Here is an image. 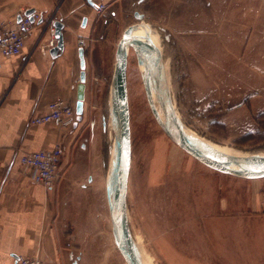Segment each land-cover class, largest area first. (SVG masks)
I'll return each instance as SVG.
<instances>
[{"label": "rangeland", "instance_id": "1", "mask_svg": "<svg viewBox=\"0 0 264 264\" xmlns=\"http://www.w3.org/2000/svg\"><path fill=\"white\" fill-rule=\"evenodd\" d=\"M203 3L208 8L207 34L199 30L179 37L143 21L159 38L174 109L194 138L231 154L262 153L264 114L259 128L257 113L238 126L223 120L233 103L250 102L255 111L264 110V0ZM120 36L113 39V55ZM139 68L130 48L127 211L138 253L150 264H257V212L248 206L254 187L203 164L166 135L150 108ZM113 70L91 72L87 109L79 121L84 128L81 147L86 161L94 162L96 179L92 192L77 196L67 207L75 227L72 239L84 247L78 264H127L114 241L107 197L115 158Z\"/></svg>", "mask_w": 264, "mask_h": 264}, {"label": "crops", "instance_id": "2", "mask_svg": "<svg viewBox=\"0 0 264 264\" xmlns=\"http://www.w3.org/2000/svg\"><path fill=\"white\" fill-rule=\"evenodd\" d=\"M99 1L107 3L103 15L95 10ZM30 8L40 18L22 52L0 57V264H15L19 256L26 255H41L46 264H74L83 259L84 247L72 239L75 227L67 207L77 196L93 191L95 165L86 161L85 147H81L84 128L79 122L76 125L77 118L73 123L45 124H33L31 118L47 112L49 103L58 98L76 110L81 38L88 42L83 46L85 112L91 72L102 68L108 74L115 69L116 53L110 48L117 33L120 40L129 25L146 20L170 35L192 36L199 30L207 34L208 8L203 0H0V19L15 20ZM55 20L64 23L65 47L57 57L51 55L49 44ZM231 106L223 121L238 126L257 113V128L261 126L259 117L264 110L255 111L250 102ZM57 142L64 145V155L59 177L47 189L33 181L36 170L21 164L20 158L26 151L51 148ZM233 181L254 187L248 206L257 212V264H264V177Z\"/></svg>", "mask_w": 264, "mask_h": 264}, {"label": "water", "instance_id": "3", "mask_svg": "<svg viewBox=\"0 0 264 264\" xmlns=\"http://www.w3.org/2000/svg\"><path fill=\"white\" fill-rule=\"evenodd\" d=\"M34 12L35 9L30 8L26 10L25 14L32 16ZM20 18L21 16L18 17V20ZM138 25L139 23L129 25L118 42L115 69L111 82V115L115 132V158L111 177L107 184V197L114 241L127 264H142L129 227L127 211L128 182L132 160L127 82L129 47L137 55L138 64L145 66L143 84L150 108L163 131L175 144L203 164L219 172L245 179L264 177V157L258 154H231L220 150L204 139L190 138L174 109L162 53L149 37L143 39V37L134 34ZM53 26L56 43L51 47L50 53L53 57H57L58 53L63 51L65 47L64 23L61 20H55ZM79 55L81 74L77 86L76 125L84 113L87 81L83 46L79 48ZM152 88L155 89L164 111V118L161 117L155 106Z\"/></svg>", "mask_w": 264, "mask_h": 264}, {"label": "built area", "instance_id": "4", "mask_svg": "<svg viewBox=\"0 0 264 264\" xmlns=\"http://www.w3.org/2000/svg\"><path fill=\"white\" fill-rule=\"evenodd\" d=\"M107 9L104 1L95 3L97 14L103 15ZM18 20L0 19V57L19 55L25 45V41L33 30L34 22L40 15L33 13L32 16L25 13L20 14ZM56 43L55 36H52L49 44ZM81 46L86 44V39L79 40ZM77 118L75 107L62 98L55 99L49 103V110L43 114L33 116L30 120L33 124H45L50 122L73 123ZM64 145L57 142L51 148H43L34 151H26L22 154L21 164L36 170L33 181L51 188L59 177V168L64 155ZM15 264H46L45 258L41 255L19 256Z\"/></svg>", "mask_w": 264, "mask_h": 264}, {"label": "bare ground", "instance_id": "5", "mask_svg": "<svg viewBox=\"0 0 264 264\" xmlns=\"http://www.w3.org/2000/svg\"><path fill=\"white\" fill-rule=\"evenodd\" d=\"M134 34H135L136 36H141V37H143V39H145L146 37H149V38L153 41V43H154L158 48L160 47V45H159V43H160V42H159V38H158V37H154V35H153V31L151 30V28L149 27L148 24H145L144 22H140L139 25H138V27H137V29L135 30ZM129 50H130V47L128 48V55H129ZM160 51H161V50H160ZM138 65H139V64H138ZM139 67H140L139 69H141V74H142V76H143V74H144V70H145V66H144V65H139ZM152 94H153V100L159 102L158 97H157V94H156L154 88H152ZM154 103H155V102H154ZM159 104H160V102H159ZM160 106H161V105H160ZM161 108H162V107H161ZM158 111H159V109H158ZM162 111H163V109H162ZM163 113H164V111H163ZM176 115L178 116L177 112H176ZM178 118H179V116H178ZM183 127H184L185 131L187 132V134L190 136V138H191V137L194 138L193 135L191 134V131H190L189 129H187V128L184 126V124H183ZM197 138L200 139V140H203V139H201V138H199V137H197ZM206 142H208V141H206ZM208 143H209V142H208ZM217 148H219L220 150H223V151H225V152H228L226 149L220 148V147H218V146H217ZM228 153H229V152H228ZM255 154H257V153H255ZM251 155H252V154H251ZM258 155H260L261 157H264V152H262V153H258ZM114 156H115V155H114ZM139 255H140V257H141L142 264H150L149 261H147V259L145 258L144 255H142V254H140V253H139Z\"/></svg>", "mask_w": 264, "mask_h": 264}, {"label": "flooded vegetation", "instance_id": "6", "mask_svg": "<svg viewBox=\"0 0 264 264\" xmlns=\"http://www.w3.org/2000/svg\"><path fill=\"white\" fill-rule=\"evenodd\" d=\"M74 264H78L77 262H75Z\"/></svg>", "mask_w": 264, "mask_h": 264}]
</instances>
